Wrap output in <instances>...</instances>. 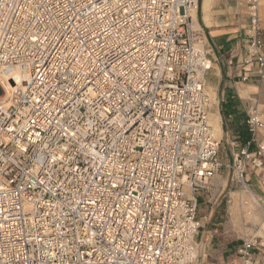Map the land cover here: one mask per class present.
Segmentation results:
<instances>
[{"label": "built area", "instance_id": "obj_1", "mask_svg": "<svg viewBox=\"0 0 264 264\" xmlns=\"http://www.w3.org/2000/svg\"><path fill=\"white\" fill-rule=\"evenodd\" d=\"M198 1L0 0V264H204L199 197L222 169L251 192L264 114L250 100L223 163ZM243 1L263 79L261 0ZM262 252L264 229L224 264Z\"/></svg>", "mask_w": 264, "mask_h": 264}, {"label": "crops", "instance_id": "obj_2", "mask_svg": "<svg viewBox=\"0 0 264 264\" xmlns=\"http://www.w3.org/2000/svg\"><path fill=\"white\" fill-rule=\"evenodd\" d=\"M193 28L202 37L210 69L205 74L206 88L211 99L210 115L219 119V138L230 155L250 139L246 126L247 107L256 101L258 111L264 114V78L256 68L244 66L248 17L243 0H199ZM259 29L264 43V0L259 7ZM247 72V80H242ZM264 140V131L258 134ZM255 146L251 147L254 150ZM248 187L256 199L264 202V168L249 170ZM214 186V185H213ZM203 197H199L200 206ZM205 237H197L201 250L209 249ZM207 258V254H202ZM264 257V252L260 256Z\"/></svg>", "mask_w": 264, "mask_h": 264}, {"label": "rangeland", "instance_id": "obj_3", "mask_svg": "<svg viewBox=\"0 0 264 264\" xmlns=\"http://www.w3.org/2000/svg\"><path fill=\"white\" fill-rule=\"evenodd\" d=\"M209 120L210 123H213L211 115ZM211 125L214 129V123ZM219 158L223 163H227L230 160L224 141H222L220 147ZM212 184L214 186L209 188L208 194H203L204 204L199 206L198 209V217L201 220L198 236L203 235L209 247V249L206 248L204 251L201 250L200 253L201 255L203 253L207 254L204 264H224L234 258V249L240 244L241 239L262 234L264 229V209L252 207V201L247 195L248 191L241 193L239 188L231 182V177L225 169L220 171L212 181ZM233 194L247 196L238 206L239 216L243 220L242 229H236L232 225L230 207L232 206ZM247 212H253L254 217L248 216Z\"/></svg>", "mask_w": 264, "mask_h": 264}, {"label": "bare ground", "instance_id": "obj_4", "mask_svg": "<svg viewBox=\"0 0 264 264\" xmlns=\"http://www.w3.org/2000/svg\"><path fill=\"white\" fill-rule=\"evenodd\" d=\"M195 15H196V13L194 12V15H193L194 22H195V18H196ZM211 117H212L211 121H213V123H214L213 126H214V130H215V134L219 138L220 137L219 136V126H218V121H219L218 119L219 118L217 116H213V115H211ZM213 123H211V124H213ZM247 193H248L247 195H249L250 200L252 201V207L256 208V209L261 208V206L258 204V200L254 196V194H252L251 192H247ZM246 197L247 196H240L239 194H237V195L233 194L232 206L230 207V214H231V217H232V225L236 229L241 228L242 225H243V220H241V217L239 216L240 213L238 211V206L242 203V200L245 199ZM247 215L250 216L251 218L254 217V213L253 212H247Z\"/></svg>", "mask_w": 264, "mask_h": 264}]
</instances>
